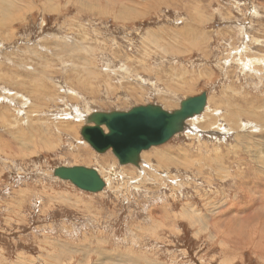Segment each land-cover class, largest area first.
Here are the masks:
<instances>
[{"label":"rangeland","instance_id":"374dc122","mask_svg":"<svg viewBox=\"0 0 264 264\" xmlns=\"http://www.w3.org/2000/svg\"><path fill=\"white\" fill-rule=\"evenodd\" d=\"M203 92L139 168L81 136ZM0 264H264V0H0Z\"/></svg>","mask_w":264,"mask_h":264},{"label":"water","instance_id":"95a60500","mask_svg":"<svg viewBox=\"0 0 264 264\" xmlns=\"http://www.w3.org/2000/svg\"><path fill=\"white\" fill-rule=\"evenodd\" d=\"M207 101V92H203L181 100L179 108L173 111L159 105L137 106L128 111H95L86 123L94 126L82 128L81 136L98 154L111 150L119 166L139 168L142 152L182 134L188 121L204 113ZM102 126L106 127L105 131ZM53 176L90 194L101 193L107 186L95 168L58 167Z\"/></svg>","mask_w":264,"mask_h":264},{"label":"bare ground","instance_id":"6f19581e","mask_svg":"<svg viewBox=\"0 0 264 264\" xmlns=\"http://www.w3.org/2000/svg\"><path fill=\"white\" fill-rule=\"evenodd\" d=\"M4 2H5V1H4ZM12 7H13V6H12ZM98 11H99V10H98ZM12 16H13V15H12ZM200 35H201V34H200ZM207 106H208V105H207ZM164 109H165V108H164ZM206 109H207V107H206ZM206 109H205V110H206ZM194 118H195V117H194ZM204 120H205V119H204ZM88 124H92V123H89V122H88ZM69 126H70V125H69ZM69 126H68V127H69ZM89 126H90V127H93L94 124H93V125H89ZM85 127H87V126H84L83 128H85ZM102 128H103V130L105 131L106 127H105V126H102ZM69 129L73 130V129H75V128H73V127H72V128L69 127ZM69 129H68V130H69ZM25 134L27 135V133H25ZM83 140H84V139H83ZM169 141H170V140H169ZM169 141H168V142H169ZM168 142H166V143H168ZM166 143H165V144H166ZM47 144H48V143H47ZM47 144H46V145H47ZM165 144H162V145H165ZM42 145H43V144H42ZM46 145H45V146H46ZM162 145L154 146V147H160V146H162ZM152 148H153V147H152ZM149 150H150V149H149ZM109 151H111V150H109ZM109 151H108V152H109ZM146 151H148V150H146ZM146 151H144V152H146ZM105 153H107V152H105ZM105 153H103V154H105ZM142 153H143V152H142ZM141 155H142V154H141ZM162 158H163V157H162ZM125 166H126V165H125ZM69 168H72V167H69ZM97 172H98V171H97ZM98 173H99V172H98ZM99 175H100V173H99ZM100 176H101V175H100ZM103 180H104V179H103ZM105 183H106V182H105ZM106 185H107V183H106Z\"/></svg>","mask_w":264,"mask_h":264},{"label":"crops","instance_id":"0c3cea01","mask_svg":"<svg viewBox=\"0 0 264 264\" xmlns=\"http://www.w3.org/2000/svg\"><path fill=\"white\" fill-rule=\"evenodd\" d=\"M208 102V101H207Z\"/></svg>","mask_w":264,"mask_h":264}]
</instances>
